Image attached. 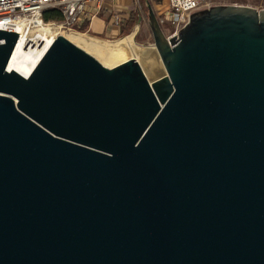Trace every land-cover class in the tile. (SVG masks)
<instances>
[{
    "label": "water",
    "instance_id": "water-1",
    "mask_svg": "<svg viewBox=\"0 0 264 264\" xmlns=\"http://www.w3.org/2000/svg\"><path fill=\"white\" fill-rule=\"evenodd\" d=\"M146 6L153 80L64 35L23 76L0 29V264H264V8Z\"/></svg>",
    "mask_w": 264,
    "mask_h": 264
},
{
    "label": "bare ground",
    "instance_id": "bare-ground-1",
    "mask_svg": "<svg viewBox=\"0 0 264 264\" xmlns=\"http://www.w3.org/2000/svg\"><path fill=\"white\" fill-rule=\"evenodd\" d=\"M1 27L7 28L6 26L0 25V28ZM59 28V26L57 27L52 24L41 23L33 30L32 34L34 35L25 33L22 28H12L14 31L17 30L18 35L20 33V38L17 40L11 54L8 62V70L12 69L23 76H28L58 35H64L108 67L122 62L121 59L128 50L132 52L136 60H139V55H142L132 34L116 41H111L109 44H105L102 42V39L76 31L68 34L62 33ZM144 56V58L139 61V64L149 80H153L158 75L165 72L163 63L157 52L154 55L145 54Z\"/></svg>",
    "mask_w": 264,
    "mask_h": 264
},
{
    "label": "built area",
    "instance_id": "built-area-1",
    "mask_svg": "<svg viewBox=\"0 0 264 264\" xmlns=\"http://www.w3.org/2000/svg\"><path fill=\"white\" fill-rule=\"evenodd\" d=\"M88 1L100 0H0V25L7 27H1L0 29L14 31L12 28H22L25 33L31 35L38 24L53 25L55 23L44 21L43 13L48 9L59 10L63 15V20L59 27L70 29L75 24ZM210 1L162 0L163 9L157 12L156 16L165 36L167 38L174 35L177 36L179 30L188 23L191 12L212 6ZM247 5L252 4L247 3ZM252 6L264 8V0H260L259 5ZM166 25L168 27L165 29ZM15 31L17 32V30ZM19 38L20 33L18 35Z\"/></svg>",
    "mask_w": 264,
    "mask_h": 264
},
{
    "label": "crops",
    "instance_id": "crops-1",
    "mask_svg": "<svg viewBox=\"0 0 264 264\" xmlns=\"http://www.w3.org/2000/svg\"><path fill=\"white\" fill-rule=\"evenodd\" d=\"M135 3L136 0L88 1L74 24L75 31L102 39L130 32Z\"/></svg>",
    "mask_w": 264,
    "mask_h": 264
},
{
    "label": "rangeland",
    "instance_id": "rangeland-1",
    "mask_svg": "<svg viewBox=\"0 0 264 264\" xmlns=\"http://www.w3.org/2000/svg\"><path fill=\"white\" fill-rule=\"evenodd\" d=\"M259 1L260 0H211L210 4L215 5V4H230V3H239V4L240 3H246V4L248 3V4H252V5H259ZM147 3L151 4L156 15H157V12H160V10L163 9L162 0H138V1L136 0V3L134 5V15L132 16V18L130 20L131 21L130 32L129 31H126V32L123 31L118 36H113V37L107 38V39H105V38H103V39L99 38V39H102L103 43L109 44V43H111V41H116L120 38H123V37L129 35V34H132L135 43L137 44V46L139 47V50H141V53H142V55H139V60H137L138 62L141 61L145 57L144 56L145 54H152V55L156 54L157 51L154 47L153 38H152L151 31H150V28L148 25L147 6H146ZM45 22H55L53 25L57 26V27L61 24V21H56V20H49V21H45ZM74 26L75 25H73V27L70 29H68L66 27H60L59 30L62 33L68 34V33L75 31ZM166 27H168V25L165 26V29H166ZM32 35H34V34H32ZM130 58H134V57L132 55V52L130 50H128V51H126V53H124V57L121 59V61L123 62L125 60L130 59ZM163 74H160L157 77H159Z\"/></svg>",
    "mask_w": 264,
    "mask_h": 264
},
{
    "label": "trees",
    "instance_id": "trees-1",
    "mask_svg": "<svg viewBox=\"0 0 264 264\" xmlns=\"http://www.w3.org/2000/svg\"><path fill=\"white\" fill-rule=\"evenodd\" d=\"M43 19L45 21H49V20L62 21L63 15L59 10L48 9L43 13Z\"/></svg>",
    "mask_w": 264,
    "mask_h": 264
}]
</instances>
